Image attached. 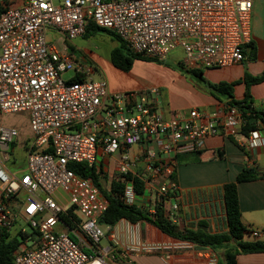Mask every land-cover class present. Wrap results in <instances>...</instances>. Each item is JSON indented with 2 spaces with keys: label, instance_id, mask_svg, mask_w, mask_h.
<instances>
[{
  "label": "built area",
  "instance_id": "2783aa9c",
  "mask_svg": "<svg viewBox=\"0 0 264 264\" xmlns=\"http://www.w3.org/2000/svg\"><path fill=\"white\" fill-rule=\"evenodd\" d=\"M9 1L12 6L0 12V118L27 112L34 135L27 171L13 176L5 162L19 133L0 122V228L10 231L22 219L34 233L21 229L32 247L17 252L14 264H134L151 255L168 262L173 251L193 248L150 240L149 220L102 224L109 209L105 192L123 184L124 204L150 220L162 213L180 225L178 157L202 152L210 138L242 135L243 111L223 104L167 119L154 99L159 87L112 94L48 33L68 43L93 25L116 34L135 54L166 60L182 50L189 70L224 69L246 60L253 0ZM244 146L263 148V132L251 131ZM41 150L50 153L36 152ZM108 159H115L113 176ZM71 164L95 167L99 182L79 176ZM246 234L261 237L256 230ZM204 256L207 264L219 262Z\"/></svg>",
  "mask_w": 264,
  "mask_h": 264
},
{
  "label": "crops",
  "instance_id": "0c3cea01",
  "mask_svg": "<svg viewBox=\"0 0 264 264\" xmlns=\"http://www.w3.org/2000/svg\"><path fill=\"white\" fill-rule=\"evenodd\" d=\"M251 39L256 48L255 61H251L253 56L247 51L246 60L240 65L224 69L203 70L204 76L215 84L241 81V84L234 88V97L237 101H242L245 98L246 85L243 81L246 74L253 77L264 74V0H253ZM132 71L129 74H132ZM191 92L193 94H190ZM186 93L192 97L191 102L194 103L190 110L199 109L212 112L226 104L211 97L200 87L197 90L187 88ZM251 95L254 107L263 108L264 83L252 86ZM176 102L178 101L169 98L168 104L161 110L157 102L159 112L165 118L170 119L175 113L184 115L190 111L180 112L179 107L182 105ZM18 133L17 141L12 147L16 163L13 167L6 165V168L13 176L19 177L27 171V157L31 152L34 135L30 123L27 130ZM245 142L246 136L243 134L229 139L214 137L206 141L205 149L198 156L200 160H196L197 155L192 154L178 157L177 181L181 196L179 213L181 223L178 227L180 229L197 230L201 224H204L207 230L213 234L228 231L222 187L236 181L237 176L246 168H254L260 173H264V168L261 166L264 162V147L250 150L244 146ZM1 193L0 185V197ZM238 195L244 226L248 230L259 231L261 233L259 240L264 241V179L239 184ZM10 233L12 236H16L18 232L12 233L11 229ZM145 233L150 240L177 241L169 239L156 227L146 228ZM245 238L250 241L254 240L247 234ZM31 247L30 239H24L17 252ZM222 251L224 252L223 249ZM208 254L216 258L220 255L218 260L223 256V253L215 252L212 249H199L194 245L193 248L173 251L168 262L159 256H140L135 259L140 264H148L152 258L158 259L162 264H207L208 260L204 255ZM237 264H264V254L240 255L237 258Z\"/></svg>",
  "mask_w": 264,
  "mask_h": 264
},
{
  "label": "trees",
  "instance_id": "16d2710c",
  "mask_svg": "<svg viewBox=\"0 0 264 264\" xmlns=\"http://www.w3.org/2000/svg\"><path fill=\"white\" fill-rule=\"evenodd\" d=\"M12 4V1L0 0V12L8 9ZM95 29L99 28L90 25L85 37ZM103 31L108 33L111 38L118 42V47L111 52V62L117 69L130 73L137 61L158 64L164 62L162 60L151 59L133 53L128 45L116 34L106 30ZM247 51H249L253 56V60H255L256 48L252 42L245 47L246 56ZM188 73L199 79L203 85V90H205L211 97L219 102L226 103L232 107H237L243 111L246 122V125L242 128L243 135L248 136L253 130H260L264 133V108L259 109L254 107V101L251 95L252 86L264 83V74L256 77L246 74L243 81L246 85L245 98L242 101H237L234 97V88L241 84V81L215 84L204 78L203 70H189ZM81 80V78H76L73 81L79 82ZM36 152L41 154L50 153L49 150ZM201 153L202 152H198L192 155H197L196 160H200L198 156H200ZM69 168L81 177L92 178L96 183L99 182L98 172L95 167H89L85 164H71L69 165ZM263 179L264 173H260L254 168H246L237 176L236 181L228 183L222 187L228 224V231L225 233L213 234L207 230V227L204 224H201L197 230L180 229L177 225L172 224L164 218L162 213H160L156 219L150 220L147 213L143 212L137 206H128L124 204L122 200L124 191L123 184L114 185L110 193L105 192L109 201V209L102 217L101 223L104 225H112L121 219H127L134 223L141 220H149L154 227L175 240L194 244L199 249H212L215 252L217 249H223V256L218 264H237V258L240 255L264 254L263 240L257 239L250 241L245 238V235L249 230L242 222L238 195L239 184ZM63 219L66 220V216H63ZM33 234L34 233H32V235ZM18 235L21 236L22 241L19 240L17 236H12L10 231L0 228V264H14L15 254L23 240L27 238V235L23 234L21 231Z\"/></svg>",
  "mask_w": 264,
  "mask_h": 264
},
{
  "label": "rangeland",
  "instance_id": "374dc122",
  "mask_svg": "<svg viewBox=\"0 0 264 264\" xmlns=\"http://www.w3.org/2000/svg\"><path fill=\"white\" fill-rule=\"evenodd\" d=\"M55 3H58V1L55 0ZM48 39L51 42L57 43L61 48L65 46L69 47L78 58V66L91 68V78L94 81L105 80L112 94L129 93L150 89L152 87H159L161 93L159 96H154V99L158 102L160 110L168 104L169 98L170 100L178 101L176 103L182 105L179 107L181 109L180 112L190 110L194 103L191 102L192 97L186 93L187 88L197 90L198 87H200L203 89V85L199 79L188 73L189 68L184 62L185 55L182 50L174 51L168 59L161 64L138 61L133 68L132 74H129L113 66L111 62V52L118 47V42L103 30L95 29L91 31L88 36L72 40L68 43H66L64 39H60L53 31H50L48 33ZM84 60H86V62H84ZM251 61L255 60L252 58ZM72 75V73L66 74L64 78H70ZM204 78L209 81L205 76ZM190 94L193 93L191 92ZM0 122L4 127L13 128L18 132H22L27 130L30 119L27 112H19L2 115ZM18 145H20L19 142ZM0 160L4 161V158L1 156ZM108 160H110V176H113L116 172L115 159ZM5 163L10 167H13L16 163L12 152L10 153L9 160ZM261 166L264 168V162ZM21 229H25L29 234L32 233L31 227L26 224L24 220L18 219L15 226L12 228V233H19ZM18 233L16 236L22 241ZM102 244L103 246H107L108 243L107 241H103ZM217 252L223 253L222 249H217ZM210 254H212V252H210ZM159 257L162 259L161 256ZM119 264L129 263L119 262ZM134 264L140 263H137L135 259ZM148 264L162 263L159 262L158 259L152 258Z\"/></svg>",
  "mask_w": 264,
  "mask_h": 264
}]
</instances>
